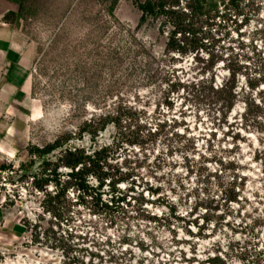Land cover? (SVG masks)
Segmentation results:
<instances>
[{
	"label": "rangeland",
	"instance_id": "obj_1",
	"mask_svg": "<svg viewBox=\"0 0 264 264\" xmlns=\"http://www.w3.org/2000/svg\"><path fill=\"white\" fill-rule=\"evenodd\" d=\"M16 4L33 63L0 104V264H264V0L182 3L184 53L133 0ZM233 73L229 109L216 91ZM57 141L48 162L100 153L101 191L82 196L66 168L35 189L30 151ZM114 182L127 200L107 207Z\"/></svg>",
	"mask_w": 264,
	"mask_h": 264
},
{
	"label": "trees",
	"instance_id": "obj_2",
	"mask_svg": "<svg viewBox=\"0 0 264 264\" xmlns=\"http://www.w3.org/2000/svg\"><path fill=\"white\" fill-rule=\"evenodd\" d=\"M118 0H114L117 2ZM134 5L141 11L142 20L144 23L149 19L160 20L165 19V21L171 26L172 31L168 33V43L167 50L177 53H184V48L182 46V41L180 39V35L184 32L180 27V18L182 15H185V12L180 9L181 4L185 3L186 8L192 14H201L205 10L206 4L208 0H133ZM236 75L233 73L231 78L224 83L221 88H218L216 93L219 95H225L227 98L226 102L229 104V109H232L237 100L238 93V85L236 81ZM224 100V99H223ZM62 145L60 142H56L53 145L47 146L45 149L33 148L30 151V154H35L37 158L41 161L40 167L42 168V173L34 177V187L39 191H46V187L50 185L54 178H56V182L60 183V175L58 174V170L62 168H66L70 170L67 174L68 182H73L77 185L78 190L80 191L82 196H91V193H96V190L101 191L103 188V182L99 185V188L94 189L90 187V183L88 182V175L90 173L91 168H93L96 164H99V154L92 158L86 156L82 151H71L67 150L57 161L56 163H51L45 160L46 156L60 148ZM53 167V169H51ZM6 167H0V172L5 171ZM59 180V181H58ZM103 180V179H99ZM116 184L118 182H114L111 185V193L113 196L109 203H104L105 206H109V204L116 203H125L127 200L126 196H116ZM92 191V192H91ZM92 197V196H91ZM96 197L101 201L102 197L99 194H96ZM238 195L236 194L232 198L229 199L230 202H239ZM204 223L199 224V222L192 221L194 225H196L199 231L206 230V227H209L210 221L205 217ZM206 226V227H205ZM196 253L198 252L195 250ZM223 260L221 257H209L206 260L207 264H222Z\"/></svg>",
	"mask_w": 264,
	"mask_h": 264
},
{
	"label": "crops",
	"instance_id": "obj_3",
	"mask_svg": "<svg viewBox=\"0 0 264 264\" xmlns=\"http://www.w3.org/2000/svg\"><path fill=\"white\" fill-rule=\"evenodd\" d=\"M16 0H0V104L27 93L32 57L23 51Z\"/></svg>",
	"mask_w": 264,
	"mask_h": 264
}]
</instances>
